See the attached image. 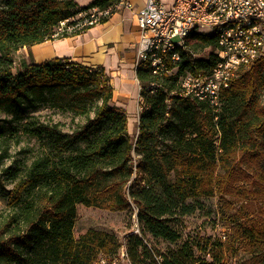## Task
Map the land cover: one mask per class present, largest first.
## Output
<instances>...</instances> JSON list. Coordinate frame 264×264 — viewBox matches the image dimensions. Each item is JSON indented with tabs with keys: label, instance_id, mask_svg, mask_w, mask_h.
Wrapping results in <instances>:
<instances>
[{
	"label": "trees",
	"instance_id": "1",
	"mask_svg": "<svg viewBox=\"0 0 264 264\" xmlns=\"http://www.w3.org/2000/svg\"><path fill=\"white\" fill-rule=\"evenodd\" d=\"M121 1L0 0V168L12 140L25 135L41 147L21 178L19 168L9 172L12 189L0 187L14 211L11 220L0 218V264H113L121 248L113 233L89 229L75 236L78 205L115 212L135 207L145 236L177 244L161 253L133 233L127 245L132 264H229L240 253L249 258L237 264H264V221L247 212L230 219L215 240L182 241L178 229L201 200L215 195L255 199L264 214V57L237 71L218 105L184 95L181 84L216 64V35L193 31L185 48L167 55L168 72L154 74L140 63L135 138L126 111L114 104L104 67L31 60L35 45L106 23ZM94 9L98 21L83 25L87 16L80 14ZM24 48L30 62L14 72V56ZM208 48L207 58L197 57ZM43 107L85 123L66 132L60 122L36 115Z\"/></svg>",
	"mask_w": 264,
	"mask_h": 264
},
{
	"label": "built area",
	"instance_id": "2",
	"mask_svg": "<svg viewBox=\"0 0 264 264\" xmlns=\"http://www.w3.org/2000/svg\"><path fill=\"white\" fill-rule=\"evenodd\" d=\"M119 7L131 9L133 5L122 0ZM96 11L80 14V17L87 16L83 25L98 21ZM230 20L241 22V31L224 29L225 38H217L216 64L206 73L188 74L181 79L184 95L195 94L218 105L220 91L230 86L237 71L244 67V60H251L252 65L264 57V0H239L233 4H226V0H146L137 13L139 39L135 65L149 63L154 74L168 72L166 58L171 52V43H180L185 48L182 33L206 34L207 30L222 28V22ZM64 27L62 22L59 32ZM172 59L177 62L180 57L173 55ZM117 261L114 259L113 264ZM97 264L107 262L101 260Z\"/></svg>",
	"mask_w": 264,
	"mask_h": 264
},
{
	"label": "rangeland",
	"instance_id": "3",
	"mask_svg": "<svg viewBox=\"0 0 264 264\" xmlns=\"http://www.w3.org/2000/svg\"><path fill=\"white\" fill-rule=\"evenodd\" d=\"M210 49H205L202 53L197 54V57H208ZM29 49H21L14 56V72H17L23 61H29ZM36 61H41L40 54L35 52ZM31 58V60H34ZM177 70L172 71L176 74ZM131 101V102H129ZM115 105L122 104L126 111L128 118H130V135L135 138L138 134V116L141 113L140 97L137 94L132 98L122 100L118 96L114 99ZM42 120L49 118L55 122L62 124V129L66 132H71L79 125L85 123V119L81 117H74L70 112H63L49 107H43L36 112ZM8 146L9 156L3 161L0 168V187H5L10 190L16 184V180L11 179L10 171L19 168V178H21L28 167L30 166L35 155L39 154L40 145L35 139H31L25 135L21 136L20 140L11 141ZM1 153V151H0ZM200 208L193 214L182 218L178 225V229L182 235V241L193 238H208L213 240L225 231L228 227L229 220L235 216L242 217L244 213H249L256 216L258 219L264 221V214L260 212V205L255 199H241L238 196H224L215 195L209 199L200 201ZM14 211L7 204L6 198L0 196V218L11 220ZM10 222V221H9ZM89 229L104 230L113 233L121 248L118 254V262L121 264H132L128 253L127 245L129 237L133 233L143 236L142 226L137 222V209L133 207L132 210L124 212H115L94 207H86L83 205L77 206V218L75 220L74 234L76 237L84 234ZM1 230V229H0ZM139 230V231H138ZM2 231V230H1ZM7 237V234H5ZM145 236V235H144ZM146 242L150 244L155 251L165 253L176 248L177 244L165 242L164 240H155L150 235H146ZM180 244V242L178 243ZM249 257L244 253L238 254L229 260V264L242 263Z\"/></svg>",
	"mask_w": 264,
	"mask_h": 264
},
{
	"label": "crops",
	"instance_id": "4",
	"mask_svg": "<svg viewBox=\"0 0 264 264\" xmlns=\"http://www.w3.org/2000/svg\"><path fill=\"white\" fill-rule=\"evenodd\" d=\"M80 6H86L93 0H75ZM133 7H119L104 24H98L78 36L48 41L31 48L33 57L38 52L41 63L53 58H68L88 66H102L112 77L115 88L114 99L118 96L122 100L140 97V85L136 75V49L139 39L137 27V13L146 0H128ZM63 47L59 49L58 46ZM26 49V48H25ZM60 50V51H59ZM131 102V101H129ZM123 109L125 107L116 105ZM139 118V116H138ZM130 118H128V132L130 133Z\"/></svg>",
	"mask_w": 264,
	"mask_h": 264
},
{
	"label": "bare ground",
	"instance_id": "5",
	"mask_svg": "<svg viewBox=\"0 0 264 264\" xmlns=\"http://www.w3.org/2000/svg\"><path fill=\"white\" fill-rule=\"evenodd\" d=\"M233 1H239V0H226V4H233ZM224 29H234V31H241V22H237V20H230V22H222V28H215L214 30H207L206 34L216 35L217 38H225ZM192 32L193 31H185L184 33H182L183 45H185L186 38ZM59 47L60 45L58 46V48ZM177 47H180V43H171V52L174 51ZM59 49H63V47H60ZM138 65L139 64H136V68ZM250 65H251V60H244V67H247Z\"/></svg>",
	"mask_w": 264,
	"mask_h": 264
}]
</instances>
